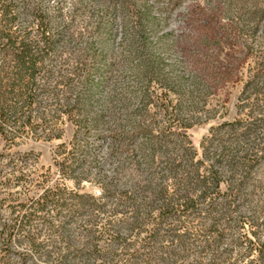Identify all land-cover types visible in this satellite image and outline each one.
<instances>
[{
    "label": "rangeland",
    "instance_id": "rangeland-1",
    "mask_svg": "<svg viewBox=\"0 0 264 264\" xmlns=\"http://www.w3.org/2000/svg\"><path fill=\"white\" fill-rule=\"evenodd\" d=\"M56 1L41 0L48 11L53 10ZM73 1L64 0L63 8L67 9ZM136 4L137 8L127 13L107 15L114 36L102 34V25L97 30L96 21L102 19V12L89 18L77 17L72 31L80 33L81 38L75 48L81 51L86 43H94L97 52L104 51V61L92 69L96 62L78 64L71 49L59 48L60 55L47 61L36 76L39 86L49 91L56 88L58 92L37 93L32 109L36 132L10 121L3 124L0 264H47L26 237L32 235L42 250H51L60 224L65 225L66 233L78 245L92 236L100 253L111 251L117 256L113 264H124L131 249L111 246L113 236L119 234L137 247L152 224L146 222L138 231H129L123 223L131 220L133 207L116 206L115 199L103 209L85 214L72 211L67 193L98 197L102 170L115 174L120 190H128L134 184L144 186L150 176L157 179L164 172L168 158L181 154L180 148L186 145L184 136L196 150V159L202 145L210 140L214 157L220 140L226 150L236 145L246 150L254 142L249 151L257 162L251 168V179L244 192L249 194L253 185L264 188V21L260 20L255 28L253 24H244L240 20V6L228 7L226 0H136ZM29 21L21 18L20 25L34 37L35 25ZM130 49L137 51L135 58L129 57ZM111 62L114 64L109 70L106 65ZM87 69L93 80L100 82L93 94L89 117L100 116L101 120L86 122L78 129L71 119L81 116L75 111L74 117L67 118L63 106L66 89L60 81L61 76L83 75L82 71ZM73 95L69 94L70 105L74 103ZM236 121L238 128L234 133L221 130L214 135L212 128ZM248 127L253 131H245ZM58 132L61 138L54 136ZM167 141L166 152H160L159 145ZM76 142L86 147L84 154L76 151ZM151 142L154 152L149 146ZM79 158L83 159L81 167L75 165ZM62 163L71 164L73 172L69 166L62 169ZM165 183L171 186L170 180ZM55 187L66 194L64 206L49 205L36 210L31 205L45 189ZM249 200L240 205L241 214L249 215L251 205L264 201V189L255 191ZM27 218L30 222L26 223ZM184 220L177 231L187 234L188 250L180 264L238 261L231 250L232 233L227 231L214 250L200 252V247L210 239L205 231L207 223L201 224L191 217ZM13 225V240L7 254L3 245L5 227ZM161 244L170 246L165 239ZM248 259L251 262L247 264H257L254 254Z\"/></svg>",
    "mask_w": 264,
    "mask_h": 264
},
{
    "label": "trees",
    "instance_id": "trees-1",
    "mask_svg": "<svg viewBox=\"0 0 264 264\" xmlns=\"http://www.w3.org/2000/svg\"><path fill=\"white\" fill-rule=\"evenodd\" d=\"M226 2L228 7L233 4L240 6V20L244 24H253L255 28L260 20L264 21V0ZM63 3L64 0H57L53 10L48 11L41 0H0V135L4 138L3 124L9 121L36 132L38 127L33 123L32 109L37 103V93L46 91L58 94L56 88L49 91L46 87L39 86L36 76L47 61L60 55L59 48L71 49L78 64L85 61L96 62L92 69L104 61V51L97 52L94 43H86L81 51L75 48L81 38L80 33L72 31L77 24V17L88 15L89 18L102 12V19H97L96 28L99 30L102 25V34L114 36L111 30L112 22L106 18L107 15H114L118 11L127 13L137 8L136 0H74L67 9L63 8ZM25 17L35 25L34 37L20 25L21 18ZM128 54L132 59L137 56V51L130 49ZM113 64L111 62L106 66L110 70ZM82 72L83 75L75 73L74 77L61 76L60 81L66 89L63 106L67 118L74 117L75 111L81 116L71 119L78 129L86 122L98 123L101 120L100 116L93 119L89 117L90 108L94 104L93 94L99 89L100 82L93 80L90 70ZM51 75L49 74V78ZM251 83L248 82L244 89ZM72 93L74 103L70 105L68 99ZM237 125V121L223 122L212 128V131L214 135L221 133V130L222 133H234L237 131ZM245 131L251 132L253 128L248 127ZM54 136L61 138V132ZM184 139L186 145L180 148L181 154L177 158H168L164 172L161 171L157 179L150 176L144 186L134 184L128 190H120L115 174H107L102 170L100 195L94 197L75 191L67 193L72 202L71 210L85 214L86 211L96 208L103 209L115 199L116 206L133 207L131 220L123 223L129 231H138L146 222L152 224L137 247L127 243L119 234L113 236L111 246L131 249L124 264H180L179 262L187 257L188 237L185 232H178L177 229L188 217L201 224L207 223L205 231L210 239L200 247V252L214 250L229 231L234 235L231 250L237 254L238 261L235 264L251 262L248 257L253 254L257 264H264V201L251 205L249 215L240 212V205L249 203L255 191L264 189L261 185H253L249 194L244 192L251 179V168L257 162L249 151L254 142H250L249 149L246 150L238 145L232 150H226L224 141L220 140L219 151L215 150L214 157L213 141L210 140L208 144L202 145L201 155L196 159V150L186 136ZM151 143L149 146L154 152L155 145ZM168 144L167 141L166 144L159 145L158 150L165 153ZM75 146L76 151L85 153L84 145L79 146L76 142ZM75 165L81 167L83 159H75ZM224 165L226 168H223ZM66 166L73 172L71 164L63 165L62 169ZM166 180H170L171 186L165 183ZM65 195L62 189L57 187L45 189L31 205L35 206L36 210H44L49 205L60 208L64 206ZM27 222H30L29 218ZM44 224L51 226L48 221H44ZM14 227L15 225L5 227L3 245L6 252L13 240ZM57 230L58 237L51 245V250H42L32 235L26 237L27 243L47 264H113L117 257L111 251L100 253L95 244L96 239L92 236L78 245L77 241L66 233L65 225L60 224ZM164 239L170 246L161 244Z\"/></svg>",
    "mask_w": 264,
    "mask_h": 264
}]
</instances>
